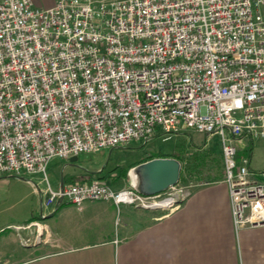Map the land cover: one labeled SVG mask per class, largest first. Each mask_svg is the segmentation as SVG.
<instances>
[{"label": "built area", "instance_id": "obj_1", "mask_svg": "<svg viewBox=\"0 0 264 264\" xmlns=\"http://www.w3.org/2000/svg\"><path fill=\"white\" fill-rule=\"evenodd\" d=\"M191 129L219 139L235 228L264 227V169L237 148L264 144V0H0V177L40 175L46 206L145 208L47 167ZM167 190L168 210L191 193Z\"/></svg>", "mask_w": 264, "mask_h": 264}, {"label": "crops", "instance_id": "obj_2", "mask_svg": "<svg viewBox=\"0 0 264 264\" xmlns=\"http://www.w3.org/2000/svg\"><path fill=\"white\" fill-rule=\"evenodd\" d=\"M237 148L254 170L264 169V144L243 139ZM220 154L221 176L164 213L111 200L87 201L81 209L46 206L42 177H18L28 193L14 203L23 204V212L0 218V264H264V227L233 225L221 146ZM80 174L88 175L69 173L67 182L49 184L57 189Z\"/></svg>", "mask_w": 264, "mask_h": 264}, {"label": "rangeland", "instance_id": "obj_3", "mask_svg": "<svg viewBox=\"0 0 264 264\" xmlns=\"http://www.w3.org/2000/svg\"><path fill=\"white\" fill-rule=\"evenodd\" d=\"M35 7H51L55 0H31ZM259 145V142H256ZM258 147V146H257ZM153 158H175L181 163L180 179L177 187H187L192 190L196 186L205 185L221 176V154L219 139L216 136H205L195 130H185L169 137H154L147 142L133 141L123 147L103 150L102 152L84 154L75 162L69 160H52L46 170L51 185L60 181L67 182V174L77 175L75 180L81 182L99 179L104 175V183L114 190L133 188L135 177L132 169L140 161ZM143 163V162H142ZM104 169L99 173L98 170ZM109 175V176H108ZM0 181V218L12 212H23V204L15 202L28 193L29 185L25 180L7 175ZM26 179V178H25ZM169 191V190H167ZM167 191L160 196L151 198L149 202L157 203L168 198ZM13 203V205H12ZM160 213L168 209L157 208ZM4 221L0 220V228Z\"/></svg>", "mask_w": 264, "mask_h": 264}, {"label": "water", "instance_id": "obj_4", "mask_svg": "<svg viewBox=\"0 0 264 264\" xmlns=\"http://www.w3.org/2000/svg\"><path fill=\"white\" fill-rule=\"evenodd\" d=\"M76 156L70 158L71 162ZM135 177L134 188L144 197H154L177 185L180 179L181 163L175 158H153L132 169ZM167 209L166 207H154Z\"/></svg>", "mask_w": 264, "mask_h": 264}, {"label": "bare ground", "instance_id": "obj_5", "mask_svg": "<svg viewBox=\"0 0 264 264\" xmlns=\"http://www.w3.org/2000/svg\"><path fill=\"white\" fill-rule=\"evenodd\" d=\"M130 189H134V187L133 188H130ZM170 203V200H166V201H160V202H153V203H151V202H145V207H149V208H154V207H162V206H164V205H167V204H169Z\"/></svg>", "mask_w": 264, "mask_h": 264}, {"label": "trees", "instance_id": "obj_6", "mask_svg": "<svg viewBox=\"0 0 264 264\" xmlns=\"http://www.w3.org/2000/svg\"><path fill=\"white\" fill-rule=\"evenodd\" d=\"M135 189V188H134ZM136 190V189H135Z\"/></svg>", "mask_w": 264, "mask_h": 264}]
</instances>
